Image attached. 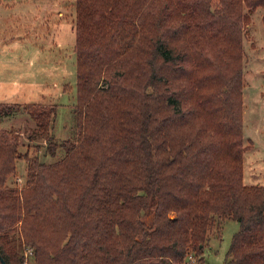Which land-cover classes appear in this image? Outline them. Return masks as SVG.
Segmentation results:
<instances>
[{"label": "trees", "instance_id": "trees-1", "mask_svg": "<svg viewBox=\"0 0 264 264\" xmlns=\"http://www.w3.org/2000/svg\"><path fill=\"white\" fill-rule=\"evenodd\" d=\"M258 7L264 29V0H75L76 135L51 163L0 142L2 264H203L226 218L224 263L264 264V184L242 180L243 33Z\"/></svg>", "mask_w": 264, "mask_h": 264}, {"label": "rangeland", "instance_id": "rangeland-1", "mask_svg": "<svg viewBox=\"0 0 264 264\" xmlns=\"http://www.w3.org/2000/svg\"><path fill=\"white\" fill-rule=\"evenodd\" d=\"M5 7L14 8V14L6 17L12 23L8 21L3 25L7 37L2 33L1 40L9 42L5 47L11 40H16L22 52H15L17 63H7L9 67L0 65V71L13 69L17 78H20L19 73L24 75L25 72L30 77L27 85L15 86V94L0 91V101L9 97L17 103H37L18 106L3 102L5 107L0 105V142L17 140L21 153L27 152L29 156L51 163L64 153L58 145L65 139L73 140L76 135L75 0H0V8ZM261 12L262 8L258 7L250 13V22L243 33L242 118L244 144L254 145L243 153L244 176L252 183L264 184V118L261 114L264 111V29ZM17 14L21 15L17 17ZM52 103H57L58 108L56 114L49 117L50 136L45 139L36 135L35 130L40 121L38 117L47 112ZM48 141L57 144L54 154L47 149ZM16 165L17 176L8 182L15 183L19 179L17 185H20L24 180L26 161L19 159ZM237 229L238 223L226 218L220 227L215 226L209 232L203 264H225V253ZM26 261L30 262L31 257Z\"/></svg>", "mask_w": 264, "mask_h": 264}, {"label": "crops", "instance_id": "crops-1", "mask_svg": "<svg viewBox=\"0 0 264 264\" xmlns=\"http://www.w3.org/2000/svg\"><path fill=\"white\" fill-rule=\"evenodd\" d=\"M15 9L18 12H20V9L18 10L16 7H15ZM13 14H14V8H7V7H5L4 9L0 8V65L1 66H5V67H9L7 65V63H11L12 65L14 63H17L18 62L17 61V57H16L17 55H15V52H18L19 54L22 52L20 47H18L19 43L16 42V40H11L10 44L7 47H5V46L9 42L5 43V41L1 40L2 33L3 34H4V32L6 33V30L4 29L5 27H3V25H5L9 21V19L6 20V17L7 16H12ZM262 14H263V10L260 13V15H262ZM20 15L21 14H17V17L20 16ZM17 20H18V18H17ZM8 23H12V21H9ZM4 50H6V51H4ZM1 69H2V67H1ZM19 77L20 78H17L16 72L13 69L10 72H6V68L5 69L3 68L2 69V73L0 71V91L2 93H4V94L7 91L12 93V94H15L16 93L15 86L16 85L21 86L23 84H26V81L29 82V77L30 76H29L28 72H25L24 75L19 73ZM31 82L33 84H36L33 81H31ZM0 102H2V103L3 102L17 103V102L11 101L9 97L5 98V100L0 101ZM261 114H262V117L264 118V111L263 110H262ZM262 131L264 132V130H262ZM253 147H254V145L252 147L250 145V148H253ZM244 174H245V171H244V163H243V176H242L243 183L246 184V185L261 184V183H258V182H254V183L250 182L249 180L246 179L247 176L245 177Z\"/></svg>", "mask_w": 264, "mask_h": 264}]
</instances>
